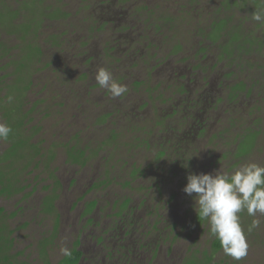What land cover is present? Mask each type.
Instances as JSON below:
<instances>
[{
	"label": "rangeland",
	"instance_id": "374dc122",
	"mask_svg": "<svg viewBox=\"0 0 264 264\" xmlns=\"http://www.w3.org/2000/svg\"><path fill=\"white\" fill-rule=\"evenodd\" d=\"M84 1L0 0V122L7 123L6 118L15 114L17 125L22 111L28 113L23 133L30 140L27 158L17 155L11 159L10 167L17 172L0 168L13 181L9 188H25L11 196L0 195V208L6 210L2 217L14 232L10 255L20 254L15 259L18 263L59 264L67 256L62 249L70 253L80 241L85 254L82 264H208V259L213 264H264V216L250 217L246 210L238 214L248 254L236 261L222 250L215 251L217 240L209 236L207 222H199L192 197L182 191L194 167L192 172L199 174L219 168L231 172L249 162L264 166V67H253L264 65V24L243 25L244 34L254 37L256 44L250 56H244V48L250 45L234 32H228L234 38L226 43L225 37L215 46L207 40L216 18H234L232 25L250 18L254 11L250 13L249 8L222 9V4L236 0H115L113 7L111 0L102 4ZM101 7L110 8L107 16L111 19L104 29L99 21L105 14ZM92 18H96L97 30ZM28 19L33 25L31 35L22 28ZM121 40L123 44L117 45ZM219 53L237 56L224 58ZM89 58L93 61L88 63ZM100 67L127 85L128 92L111 98L95 82ZM242 69H246L244 74ZM227 74L232 77L224 80ZM240 84L246 90L233 93L232 88ZM181 87L188 90L187 96L180 94ZM231 94L237 101H230ZM188 99H201L204 104L200 106L206 107L204 114L198 111L197 122L213 124L199 136L189 135L201 125L193 126L194 119L186 116L185 107L191 105L185 103ZM164 125L171 128L168 134ZM10 127L9 138L13 139L18 132ZM250 130L257 138L250 135L247 146L240 148ZM32 145L37 148L33 150ZM10 146L0 141V159ZM160 147L178 157L180 167L185 165L184 158L191 157V168H184V180L164 188V195L154 192L158 213L169 215V225L162 222L159 226L165 233L160 238L146 226L162 218L144 211L134 238L143 241L147 235L149 240L144 238L141 250L137 244L135 254L122 260L117 247L131 246L134 239L116 245L111 240L113 233L106 231L105 236L101 232L118 224L116 204L131 199L130 187L123 185L136 169L150 173L153 166L173 167L172 157L163 164L158 158ZM252 147L248 156L237 157L238 150L241 154ZM73 149L86 151V165L71 162ZM115 165L118 169H111ZM102 181L111 185L102 188ZM143 186L140 181L133 188ZM50 198H54L51 214L44 212ZM92 202L98 206L91 211ZM253 219H259L260 225L249 232ZM91 221L96 222L94 227ZM92 234L104 236L107 244L98 246ZM150 247L156 248L154 253ZM114 250L116 255L109 256Z\"/></svg>",
	"mask_w": 264,
	"mask_h": 264
},
{
	"label": "clouds",
	"instance_id": "9594fccd",
	"mask_svg": "<svg viewBox=\"0 0 264 264\" xmlns=\"http://www.w3.org/2000/svg\"><path fill=\"white\" fill-rule=\"evenodd\" d=\"M250 19L264 24V7L255 8ZM94 79L113 99L128 92L127 85L119 83L107 68H98ZM12 99L9 96L7 102ZM11 133L12 128L0 122V141H7ZM186 179L182 191L194 200V210L199 221L207 222L209 236L219 241L224 254L232 259L239 261L247 256L248 244L238 214L246 210L250 217L258 213L264 216V166L249 162L231 172L221 168L211 173L189 172ZM259 225L260 220L253 219L248 231ZM62 252L70 254L67 248Z\"/></svg>",
	"mask_w": 264,
	"mask_h": 264
},
{
	"label": "flooded vegetation",
	"instance_id": "af4514ba",
	"mask_svg": "<svg viewBox=\"0 0 264 264\" xmlns=\"http://www.w3.org/2000/svg\"><path fill=\"white\" fill-rule=\"evenodd\" d=\"M84 2L89 3V4L90 3H93V2H95V3H102V2H104V0H91L90 2H89V0L88 1L86 0ZM114 2H115V0H111L112 7H113ZM120 2H121V0H120ZM108 7H110V6H108ZM100 9H102L103 12L106 14L105 15L103 13L104 14L103 18L102 19H99V21H103V25L101 26V29H104V27L108 24V22H110L109 19H111L110 16H107V15H109L110 8H105V10H104V8L101 7ZM247 19H250V18H245L243 21H240L236 25V27L241 28L244 31V28H243L244 26L243 25L246 24V23L253 22V24L255 23V26H257V24H258L257 22H254L251 19L248 21ZM90 22H92V24H93L94 27H97L96 28V30H97L98 29V26L96 25V23H94L93 20L90 21ZM214 44H216V43H214ZM224 51H225V49L223 48V50L221 51V53H223ZM251 51H253V50H251ZM251 51L250 50L244 51L243 52L244 56H250V54H251L250 52ZM202 53H205V52H202ZM221 53H219L218 56H220V57L225 56L224 58H228L229 56H231L230 58H234V56H237V55H234V54H231V53L230 54L220 55ZM168 58H172V57L170 56ZM258 65H260V66L258 67ZM254 66L256 68L262 69V68H260L262 66L260 63H258L257 65H254ZM245 71H246V69H245ZM231 74H234V72H231ZM246 77H247V75H246ZM224 80H226V78H224ZM256 82H259V80H257ZM212 92H213V90H212ZM193 101H191V103H190L191 105L190 106L185 107V113H186V116H188L189 119H191V118L194 119L195 122H194L193 126H195V125L197 126V124H199V122H200V119H199L200 113H198V111L202 109L201 110V113L204 114V111H205L204 109H206V107H204L205 105L200 106V105L204 104L201 101V99L199 101H197V100H193ZM206 102H209V101L206 100L205 103ZM188 109H190L192 111L189 114H187V110ZM174 114H177V112L175 111ZM197 120H199V122H197ZM201 121H202V123L199 124V125H201V127L198 128L199 130L195 131L194 133L192 131L191 134H189V135H192L193 134L195 136H199V133H200V135L203 134V133H206V128L208 126L211 127L213 125L212 122L210 123L208 121L207 122H205L203 120H201ZM167 127H168V125L167 126L166 125L162 126V128H164L165 130L167 129ZM178 130L182 131L180 125H179ZM194 139H196V138H194ZM186 141L187 140H183V142H186ZM160 148L162 150L158 154V158L162 159V161H163L162 164H163V163H166L167 160H170V158L172 156L168 154V151L166 149H164V147H160ZM175 154L177 155L178 154V151H176ZM237 157L238 158H241L242 156H237ZM172 158H173V163H172L173 167L172 166L169 167V166H166L164 164L162 166H158V165L157 166H153V170L150 173H146V171H145V169L143 167L142 169H144V170H140L139 173H136V171H134L131 174V179L128 180L130 182L126 181L125 184L123 185V188H125V189L130 187V192H131V195H132L131 196V199L126 198L121 203H119V204L117 203L116 204V207L118 206V208H119L118 212H116L117 215L119 214V216H118L119 219L116 220L115 222H118V224L114 223V226H111L109 228H106L104 231L101 232V234H103L105 236L107 235L106 234V231H109V232L113 233L112 234V237H111V240L114 241V243L116 245L119 244V243H128L131 237L134 239V242L132 243L131 246H128V247L125 248V247H122V246L119 245L120 247L119 246L117 247V254L122 255L121 256L122 257V260L126 259L128 256H130V258H131L132 257V254H135V251L134 250L136 249L137 244L139 246V249L141 250L140 246H142V243L140 244V242H143V241L145 242V240L148 239V236L147 235H146V237H144V238H146L145 240L143 238V241L142 240L141 241L139 240L138 242H135L136 240L134 238V236L136 234V229L139 228L141 222H143V220H144V217H143L144 211H150L149 212L150 217L151 216H154V217L157 216V218H160V217L162 218V221L159 220L158 222H156L154 224L146 222L147 223L146 226L148 228H153V230L155 232H158L157 234H158V236H160V238L162 237L163 233H165V231L161 233L162 230H159L160 224L163 222L164 225H169V223H168V222H170L169 215L166 216V214H163V215L162 214H159L158 213L159 212V208L158 207L160 205L159 206H157V205L154 206V201H153V198H154V195H155L154 192L156 191L157 193H159L162 196V195H164L166 193L164 191V188H167L172 183L182 182L184 180V178H185L184 175H181V173L184 172L183 171V169L185 168L184 166H186V163H187V165H188L187 171H189V169L191 168L189 165L192 164V159L184 158L185 165H183V167H180L179 163L181 161H179V158L178 157H176V158L172 157ZM117 164L119 165V164H121V162H119ZM120 167H122V166L120 165ZM113 169L117 170L118 168L115 165ZM194 169H195V167L194 168H191V171L190 172H192V170H194ZM194 172H196V171H194ZM160 173H161V175H159ZM140 181H142L145 186L139 187V190H138V188H133V186L135 184L139 183ZM149 182H152V183H149ZM183 182L184 183H187L186 180H184ZM109 185H111V184H109V181H102L100 183V186L102 188H105V187H107ZM140 185H141V183H140ZM142 192H143V194H142ZM175 197L176 196L174 194L172 196V199L171 200L174 201L175 200ZM169 202H171V201H169ZM160 204H161V202H160ZM97 206H98V203L97 202H92L90 204V206H89V209H91V211H92ZM166 206H168V205H166ZM177 207H179V205H176L173 208H177ZM89 224L93 225L92 227H94V225L96 224V222L95 221H91ZM168 227L170 228V226H168ZM173 227H175V226L173 225ZM166 231H168V230H166ZM94 232L97 233L96 231H94ZM148 234H149V232H148ZM92 236H93V239L97 241V243L99 242L98 243V246L99 245L102 246L104 244H107L104 236H101L100 234H98V235L92 234ZM150 237H152V236H150ZM114 249H115V247H114ZM154 250H156V248L153 249V247H150V252L151 253ZM146 251H148V250H146ZM106 252L108 253V250H106ZM23 253L24 252H22V255H23ZM114 255H116L115 254V250L112 252V254H109V256H114ZM152 258H154V255H153ZM134 259H136V258H134ZM84 260H85V257L83 258L82 262ZM82 262L80 264H82ZM23 263L25 264V262H23Z\"/></svg>",
	"mask_w": 264,
	"mask_h": 264
},
{
	"label": "trees",
	"instance_id": "16d2710c",
	"mask_svg": "<svg viewBox=\"0 0 264 264\" xmlns=\"http://www.w3.org/2000/svg\"><path fill=\"white\" fill-rule=\"evenodd\" d=\"M126 1L127 0H121V3H126ZM128 1H130V0H128ZM248 2L249 1L236 0V1H233L232 3H228L227 5L224 3V4H222V9L225 10V8H226L228 11H233V10H245V9L249 8V12L251 13V10L255 11V8H260L259 5L261 7H264V0L262 3L257 2V0H252L249 3ZM100 4H102V3H100ZM88 7H90V6H88ZM90 9L93 10V7H90ZM251 14H249V15H251ZM2 17L3 16L0 14V22L3 21ZM15 19H16L15 17L13 19H9V22H12V20H15ZM95 19L96 18H92L90 20L95 21ZM29 20L30 19L25 21L26 23H24L22 25V28H26V34L30 33L29 35H31L33 28H29V27L30 26L33 27V25H31V22H29ZM247 20L249 21L250 19H247ZM234 21H235L234 18H226V19L225 18H220V19L216 18V21H214L212 23V28H211L210 34H208V36H207L208 43L211 42V45H213L214 43L217 44L219 42V40L221 38H224V37H225L224 41L226 43L227 41H229V37L234 38V34L228 33V32H234L241 39L247 40L246 44L250 45V47H248V48L245 47L244 51L253 50L252 49L253 46L256 47V44L254 42V40H255L254 37L252 39V37H250L249 34H247V35L244 34L243 29L236 27L235 24L232 25V23H234ZM41 24H42V22H41ZM39 28L40 27H38L37 29H39ZM123 42L124 41L121 40L117 45H121V44H123ZM216 44H214V46ZM214 46H211V48L214 49ZM209 50H210V48L208 49V51ZM85 55H87V54H85ZM242 55H243V53H242ZM87 60H88V63L93 61V59H91V58H89ZM259 66L260 65H258V67ZM253 67H255V66H253ZM263 67H264V65H262L260 68H263ZM241 72L244 74L245 69H242ZM225 76H226V79L232 77V76H229V74H227ZM245 90H246V86L243 84L236 85L232 88V92L236 93V94L240 93L242 91H245ZM249 92L251 93V91H249ZM182 93L187 96L188 90H185L184 87H181L180 94H182ZM251 94H250V96H251ZM219 99H220L219 101H223L221 98H219ZM229 99L231 102L237 101V96L235 97L234 95L231 94ZM186 102H187V104L189 102L191 103V100L190 99H188L187 101L185 100V103ZM22 113L24 116H23V118L22 117L20 118V123H17V125L15 124V121H16V115L15 114L11 115L12 117L9 115V117L6 118V120H7L6 122L9 124V126L16 127L15 129L17 130L18 133L15 134V137L13 139L9 138L7 140V142H10V144H11L10 149H8V151L4 152V154L2 155V158L0 159V168L7 166L8 168H10V170H11V168H12V170H15V171H11L14 173L17 171L15 168H13L14 166L10 167L11 166V159H13L14 157H17V155H21L20 159L27 158L28 154L26 155V146L30 142L29 138H26V136L23 133L24 128L28 124L29 115H28V113H25L24 111H22ZM170 129L167 127V129H166L167 134L170 131ZM178 131L180 132V130H178ZM245 134H249V132H245ZM250 135H253L254 137L257 138L256 132H253L250 130V134L245 135L242 138L243 142H241L242 144H240V148H244L247 146V145H245V143H247L246 142L247 138ZM110 143H111V141H110ZM254 147H252L251 151H248V152L243 150V153H241V154L239 153V150H238V156H242V157L248 156L250 153H252ZM32 148L34 150L37 148V146L32 145ZM20 150H21V154H19ZM75 153H77V154H75ZM69 159L74 164H78V165H82V166H84L88 163V159H86V151H78L77 152L76 149H73V151H71L69 154ZM0 170L2 171V169H0ZM135 171H136V173H139L140 169L139 170L136 169ZM12 183H13V181L11 178L8 179V178H6L5 175L0 173V188H1L0 189V195L11 196L14 193H18L19 191H24L25 188L18 189L16 186L12 190L11 188H9ZM59 184L60 183H58V185ZM45 206L47 209L44 210V212L49 213V214L54 213V198L48 199ZM5 213H6V210L4 208H0V264H24L23 262L18 263L15 260L20 256V254L18 255V257L15 256V258L10 255V253L14 247L15 240L11 239V235L14 232L10 230L9 225L7 224V218L2 217V215H4ZM12 217L15 218L14 215ZM199 222H204V221H199ZM80 246H81V242L78 241L77 245L74 246V249L70 251V254L67 255L59 264H80L82 262L83 258L85 257V254L83 251H81ZM214 249L217 252L222 250L219 241H217L216 244L214 245ZM43 253H44V251H43ZM193 259L195 260V257ZM208 260H209L208 264H213L210 259H208Z\"/></svg>",
	"mask_w": 264,
	"mask_h": 264
}]
</instances>
